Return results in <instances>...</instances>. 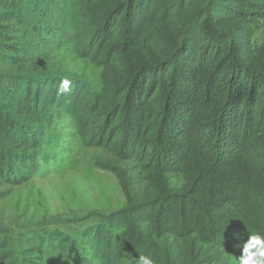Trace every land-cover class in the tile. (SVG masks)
Instances as JSON below:
<instances>
[{
  "label": "trees",
  "instance_id": "trees-1",
  "mask_svg": "<svg viewBox=\"0 0 264 264\" xmlns=\"http://www.w3.org/2000/svg\"><path fill=\"white\" fill-rule=\"evenodd\" d=\"M67 43L97 78L56 60ZM58 113L106 155L124 199L51 236L60 264L83 251L95 264H234L264 234V0H0V180L36 175ZM41 245L21 262L37 264ZM6 246L0 264H14Z\"/></svg>",
  "mask_w": 264,
  "mask_h": 264
},
{
  "label": "rangeland",
  "instance_id": "rangeland-1",
  "mask_svg": "<svg viewBox=\"0 0 264 264\" xmlns=\"http://www.w3.org/2000/svg\"><path fill=\"white\" fill-rule=\"evenodd\" d=\"M78 59L68 43L56 57L57 61L69 63L73 70L85 75L91 72L97 78L99 68ZM38 151L42 162L30 181L13 186L0 180V240L13 251L14 264H23L17 252L35 246L37 241L42 245L38 246L40 254L33 255L35 263L60 264L59 244L51 236L79 235L81 227L91 226L94 218L106 217L124 205L114 174L99 168L105 164L106 155L83 143L61 113L56 114L44 133ZM20 226L40 236L32 241L29 234L18 235ZM82 254V264H95L86 251ZM235 259L238 258H232L233 263ZM64 264L68 262L65 260Z\"/></svg>",
  "mask_w": 264,
  "mask_h": 264
},
{
  "label": "clouds",
  "instance_id": "clouds-1",
  "mask_svg": "<svg viewBox=\"0 0 264 264\" xmlns=\"http://www.w3.org/2000/svg\"><path fill=\"white\" fill-rule=\"evenodd\" d=\"M71 81L67 78L60 82L59 90L62 92L70 90ZM241 255L235 259L234 264H264V234L254 232L248 236L246 242L241 246ZM72 264L71 259L62 257ZM123 264H156L151 254L139 255L137 258L125 259Z\"/></svg>",
  "mask_w": 264,
  "mask_h": 264
}]
</instances>
